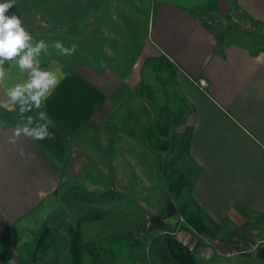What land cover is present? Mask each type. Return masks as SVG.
Instances as JSON below:
<instances>
[{"label":"crops","instance_id":"0c3cea01","mask_svg":"<svg viewBox=\"0 0 264 264\" xmlns=\"http://www.w3.org/2000/svg\"><path fill=\"white\" fill-rule=\"evenodd\" d=\"M216 1L228 4L222 10L231 6L245 23L264 30V0H23L29 13L37 10L46 24L87 38L85 45L87 35L95 33L111 41L120 35L129 39L135 15L144 26L129 60L106 56L100 62L87 52L76 63H69L70 58L38 59L42 69L58 65L65 78L31 115L19 113V104L9 102L7 90L24 80L17 65L5 63L0 83V233L31 214L46 194L73 182L95 188L102 176L118 179L129 170L131 178H140L135 187L156 186L167 149H156L147 140L153 111L136 84L143 62L163 56L177 97L191 105L192 133L178 164L191 182V198L228 233L241 229L242 241L251 236L260 242L261 250L256 245L245 249L231 257V264L241 258L264 264V50L216 37L205 19ZM108 16H125L120 29L107 23ZM41 112L47 121L39 118ZM29 116L33 126L47 122L52 137L21 135L10 143ZM174 127L170 116L169 136ZM167 211L159 216L162 221ZM181 216L173 232L208 264L214 251L209 236Z\"/></svg>","mask_w":264,"mask_h":264},{"label":"trees","instance_id":"16d2710c","mask_svg":"<svg viewBox=\"0 0 264 264\" xmlns=\"http://www.w3.org/2000/svg\"><path fill=\"white\" fill-rule=\"evenodd\" d=\"M166 72L170 76L165 77ZM170 72L169 61L163 56L147 58L142 64L136 89L153 111L146 137L152 147L167 149L161 172L170 182L177 211L193 229L212 236L220 229L219 224L197 208L190 195L191 182L178 170L189 146L192 111L187 100L177 97ZM170 116L175 124L171 136ZM119 202L120 196L111 189L94 191L77 185L55 189L31 214L0 233V264H84L85 256L90 264H204L173 230L166 228L149 232L144 242L135 228L86 238L82 224L114 211ZM69 211L76 213L73 220ZM33 234L30 251L25 243Z\"/></svg>","mask_w":264,"mask_h":264},{"label":"rangeland","instance_id":"374dc122","mask_svg":"<svg viewBox=\"0 0 264 264\" xmlns=\"http://www.w3.org/2000/svg\"><path fill=\"white\" fill-rule=\"evenodd\" d=\"M3 2H8V0H0V3ZM26 2L31 4L28 2V0H26ZM227 5L226 2L220 3L216 1L215 3H212L208 6L209 13H206L205 19L207 20L208 24L212 26L216 37L225 41L237 40L245 42L249 44V47L252 50H264V30L260 27L256 28V26L250 22L245 23L244 20L239 17V15H237L235 12H232L233 7L231 6H228L229 10L221 9L222 6L225 8ZM23 6V0H15L13 8L10 9L6 14L10 15L15 13L21 19L23 27L33 37V44L39 41L45 42L47 49L41 52L38 59L58 57L62 61H66L70 58L71 60H68L69 63H76L79 61V58L83 55H86L85 52H87L88 54H91L92 57L90 58H93V60L97 59L100 62L102 57L106 56H108V58L109 56L116 58V56L120 57L123 55L125 60H129L132 59V53L137 52L141 43V37L139 34L142 32L141 28L143 29L144 22L143 18L137 17V15L132 17L133 24L130 22V27L133 26V32L129 34V39L120 35L119 39L116 38V41H111L109 36L95 33L87 35L88 42L87 45H85L83 41H85L87 38H79L78 34L74 33L73 31L69 32V30L66 28L62 29V31H59V27L52 24H46L47 20L44 17L38 16L39 13L37 10L35 11L34 9H31L32 12L29 13V11L24 9ZM20 13H22V16H20ZM120 18L124 19L125 16H120ZM120 18L117 16H108L105 17V20L107 23L112 24L114 28H116L115 25L118 24L120 29V24L124 22L121 21ZM241 20L243 22H241ZM130 35L134 38V40L130 39ZM106 41L111 43L110 48L105 46ZM57 42L61 43L65 48L68 49H71L73 46H75V52L70 55L61 54V52L55 47ZM85 46H88V48L86 49ZM116 47H118L117 50ZM128 52H130V58L128 56ZM119 67L123 68L124 66L121 65ZM166 74L167 72L164 75L165 77L170 76ZM16 110L20 113L19 105L17 106ZM36 110L38 109L33 107L31 112H26L23 114L31 115ZM135 179L130 177V171L128 170L125 171L124 176H121L118 179H113V177L107 175L102 176L101 179L97 181L98 185L95 188H86L83 185H80L79 182H73L70 183V185L65 186V188H67L72 185H77L89 190L93 189L94 191H104L111 189L120 196V202L114 207V211H109L100 218L90 221L87 220L82 224L84 236L86 238L101 236L106 232L109 233L110 230L121 231L135 228L137 235H139L141 240L144 242L150 233H155L161 230V226L159 225L163 222L159 219V216H163L164 213L170 208H177L174 193L169 189L170 182L165 179L162 172L160 178L155 179L156 186L154 188L135 187ZM176 179L178 181V178ZM86 186L89 187L87 184ZM41 208L42 207H39L38 210H41ZM68 214L72 220L75 218V212L69 211ZM179 216L181 215L179 214ZM219 228L220 229L215 232L214 235L209 236L207 241L208 243L213 244L214 251L216 250V253H213L214 251L212 249L211 260L208 261V264H231V257L236 254L241 255L244 253L243 250L246 249L248 251L255 245L258 250H261L260 242H256V239L253 237L250 238L251 236H245L246 239L242 241L243 232L241 229L239 231L235 230L236 232L230 230V233H228L224 230L225 228L223 225L219 224ZM225 233H228L230 236L225 235ZM34 237L35 235L25 243V246L29 250L33 245ZM256 247H254V249ZM243 259L244 258L237 260L238 262L235 264H258L254 263L253 261L247 262ZM26 262L28 261L26 260ZM206 262L204 264H207ZM84 264H90L87 256L84 258ZM142 264L149 263L143 262Z\"/></svg>","mask_w":264,"mask_h":264},{"label":"clouds","instance_id":"9594fccd","mask_svg":"<svg viewBox=\"0 0 264 264\" xmlns=\"http://www.w3.org/2000/svg\"><path fill=\"white\" fill-rule=\"evenodd\" d=\"M14 4L15 0L0 3V83L6 75L5 63L12 62L17 65L24 82L8 89L7 96L10 103L19 104V111L23 114L31 112L33 107L39 109L42 102L52 94L65 77L58 65L48 69L40 67L38 57L47 49V45L44 41L33 44V37L23 27L21 19L15 13L6 14ZM55 47L63 55L75 52V46L68 49L59 42ZM39 118L45 121L48 119L42 112ZM33 124L34 120L29 116L22 126L15 129L10 143L14 144L21 135L35 140L52 137L47 122L35 126Z\"/></svg>","mask_w":264,"mask_h":264},{"label":"water","instance_id":"95a60500","mask_svg":"<svg viewBox=\"0 0 264 264\" xmlns=\"http://www.w3.org/2000/svg\"><path fill=\"white\" fill-rule=\"evenodd\" d=\"M167 219L166 220H163L162 222V224L161 225H165V227L167 228V229H169V230H174L175 229V227H176V224H177V222H178V220H179V215H178V212H177V210L176 209H172V208H170V209H168V211H167ZM159 219H160V217H159ZM161 220V219H160ZM160 226V225H159Z\"/></svg>","mask_w":264,"mask_h":264},{"label":"built area","instance_id":"2783aa9c","mask_svg":"<svg viewBox=\"0 0 264 264\" xmlns=\"http://www.w3.org/2000/svg\"><path fill=\"white\" fill-rule=\"evenodd\" d=\"M200 83H201V84H205V81H204V80H201Z\"/></svg>","mask_w":264,"mask_h":264}]
</instances>
